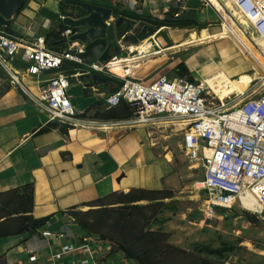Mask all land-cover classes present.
<instances>
[{"label": "crops", "instance_id": "1", "mask_svg": "<svg viewBox=\"0 0 264 264\" xmlns=\"http://www.w3.org/2000/svg\"><path fill=\"white\" fill-rule=\"evenodd\" d=\"M38 1L41 2L36 4ZM84 1L104 6L112 4L121 7L131 15L160 19L159 16L163 13L164 18L170 17L167 14L168 10H171L176 0H125L128 4L121 3L119 0ZM181 2L182 0L178 4ZM198 2L200 3L201 0H183L185 7L191 11L197 8ZM39 5L41 8L34 19L23 14L27 10L25 8L14 14L13 34L29 37L45 36L49 30L57 28L63 16L60 12V0H30L28 4L33 10L39 9ZM216 14L215 9L211 7L204 12L200 21L196 19V13L192 14L197 21L207 23L205 28L208 30V42L226 39L218 37L214 39L221 34L219 22L215 21ZM19 15L23 17V22L18 21ZM185 18L187 17L177 19ZM230 24L231 30L224 34L226 37H230L231 34L237 40V45L244 48L237 38L243 39L240 30L234 22ZM169 28L172 29L171 32L177 31L174 37H169L172 41H175L174 39L180 41V38L189 32L201 30L170 24V27L164 29L167 36L174 34L169 33L171 30ZM119 29V27L116 29L117 32ZM131 31L129 33H133ZM143 37L139 43H144L150 35ZM156 37L161 42L166 41L163 35ZM189 41L190 39L188 41L185 39L164 50L180 43L179 47L190 45ZM202 43L197 41L191 45ZM212 49H214L216 61L214 60L215 65L211 70L218 69L206 78V82L214 93L217 90L222 92L224 100L235 91L241 90L233 80L246 71L240 62H232L242 57L243 53L238 51L236 44L232 48L226 44L215 43ZM223 52L226 53V58H223ZM247 58L261 67L252 54L247 55ZM10 59L13 68L21 73V85L26 88V91L21 85L12 83L7 73L0 72V190L33 183V214L36 217L50 215L41 229L50 230L53 235L45 238L37 232L34 234L25 232L0 238V264H94V259L83 245L90 247L98 264H138L135 260L127 258L125 253L117 249L109 240L88 234L74 222L68 210L73 207L87 209V201L113 190H128L130 187L172 189L174 164L171 159L160 155L154 148L150 141L149 128L127 127L124 123H117L121 120L97 118L107 123L103 127H97L89 126L88 121L84 120L90 117L80 116L82 117L80 123L75 124L73 128L64 126L65 129H61L59 126L40 131L50 121L47 114L34 102V98L39 95L38 79L34 75L25 73L28 64L20 56L15 55ZM168 60L165 59L161 64H158L157 58L143 62L142 65L149 66L143 71L149 77L152 72L163 67ZM229 73L234 76L231 77ZM136 76L143 77L145 81H151L155 75L148 79L141 73ZM41 77H47V73ZM87 81L93 83L96 90L101 91L103 99L112 92V82L99 80L95 83L93 79ZM100 86H107L109 91L100 90ZM86 103L79 99L74 102V105L82 113L89 106ZM153 228H155L154 224Z\"/></svg>", "mask_w": 264, "mask_h": 264}, {"label": "built area", "instance_id": "2", "mask_svg": "<svg viewBox=\"0 0 264 264\" xmlns=\"http://www.w3.org/2000/svg\"><path fill=\"white\" fill-rule=\"evenodd\" d=\"M176 0L172 7H177L173 16L169 18L188 17L189 11L183 1ZM119 2L128 4L125 0ZM116 3V2H114ZM205 6H212L219 13L220 27L223 32L236 23L242 32L250 38L254 47L251 51L239 50L244 54H259L264 64V0H218V6L209 0H201ZM119 7V6H117ZM119 11H125L119 7ZM170 11V10H168ZM167 11V12H168ZM246 21L244 25L236 13ZM67 15L61 17L62 21ZM117 14L107 19V24L115 22ZM0 27V66L10 77V81L21 85V73L13 68L9 62L12 56H20L28 65L25 73L34 75L39 82V95L34 98L37 107L45 112L49 121L77 124L82 117L72 102L69 94L70 78L75 77L83 86L90 85L89 81L80 78L78 69L89 73L107 75L122 80V85L116 91L104 97V106L113 107L122 101L133 107V115L125 120L117 121L127 127H172L181 133L182 148L190 161L199 164L204 171L201 188L205 191L201 211L205 219H212L219 215L217 208L227 211L239 206L243 210L255 215L264 212V70L260 72L252 63V71L258 72L256 85L238 102L226 105L228 96L220 99L206 82V78L196 76L194 80L187 77L169 76L161 74L151 81L138 78L134 72L119 74L114 71L118 59L113 54L108 62L94 60L86 63L82 54L86 43L70 40L76 33L68 26L62 35L67 46L61 50H54L48 46L44 35L29 37L7 32ZM163 26L144 40H152L160 46L155 37ZM156 34V35H155ZM219 38H225L224 33ZM123 36L117 40L121 51L124 48ZM233 39V38H232ZM259 41H261L259 43ZM151 42V41H150ZM142 44V43H141ZM169 48V47H166ZM142 50V47L140 48ZM137 51H140L139 49ZM155 52V51H154ZM145 55L153 52L143 53ZM263 56V57H262ZM261 61V62H262ZM64 63L80 65L75 67L77 72L67 75L61 71L48 73L52 68H59ZM252 72V73H254ZM47 73V77L41 76ZM253 82V81H252ZM22 89L26 88L21 85ZM247 90V89H246ZM246 90L240 94H244ZM238 95V94H237ZM89 126H105L97 118H85ZM151 134V131L149 130ZM41 237H50L53 233L47 229H38ZM94 259L88 245H83Z\"/></svg>", "mask_w": 264, "mask_h": 264}, {"label": "rangeland", "instance_id": "3", "mask_svg": "<svg viewBox=\"0 0 264 264\" xmlns=\"http://www.w3.org/2000/svg\"><path fill=\"white\" fill-rule=\"evenodd\" d=\"M29 1L30 0L25 2V4L27 3L25 7V9L27 10L26 12H23V14L27 15L30 19H34L37 16V11L40 10L41 6L39 5V9L33 10L32 7L28 6ZM209 1H211L215 7L217 6V8H220L216 0ZM40 2L41 1H38L36 4H39ZM90 3L95 4L94 2ZM112 3L114 4V2ZM209 7L213 8L210 5L205 6L201 2H198L197 8H195L194 11L192 10L193 13H196V19L200 21L201 16L206 10L209 9ZM171 10L172 12H175V9ZM189 13L191 14V10L189 11ZM216 13L217 18H215V21H218L220 23L219 13L217 11ZM164 17V13L159 16L160 20H163ZM18 21L23 22V17L21 15H19ZM171 25L174 26L173 24ZM236 27L242 34V29L237 24ZM83 28L84 27H80L78 28V30H83ZM229 30H231V27L228 28V26L226 25L225 30L221 33L228 32ZM171 31L172 29L169 33L174 34L166 36L165 42L158 41L160 46L154 45L155 43L152 42V40H147L145 43L142 42V50L139 49L140 51H135L133 53L123 51L121 52L122 55H119V57L139 56L144 52H154L178 44L179 41H176L178 39L173 38L175 41L169 39V37L171 36L174 37L177 32ZM220 31H222L221 27L219 28V32ZM197 32L199 31H196V33ZM156 36H159V34H157ZM242 36L243 39H239V37L237 38L242 43L244 48H242L241 45L238 46V43H236L230 37H225V40H221L219 42H216L217 39L214 38L215 41H206L200 45H186L183 47L166 50L165 53L159 52L160 55L155 54V56L152 57H154L155 59L157 58V62H159L158 64L163 63L165 59L168 60L169 58V60L163 67L159 68L155 72H152L150 75L148 74L149 77L146 76V73L143 71L144 69H148L149 66H147V64L146 66L145 64L141 65V69L140 65H138L139 62H144V59L141 60L140 58H137L133 60L131 63H134V66L131 67V70L136 75L141 73L142 76H146L147 79L153 75H155L153 77L155 78L162 73L168 74L169 72H171L176 63L183 60L189 65V67L197 77L200 76L202 78H207L218 69L217 68L215 70H211V68L215 65L214 60L216 61L215 52L213 51L214 49H212V45H214L215 43H218L219 45L226 44L227 46L233 48L236 44L237 48L240 47L244 50H247L246 47H249L251 49L253 45L251 41L248 44L249 37H246L245 34H242ZM134 41L135 40H131V42ZM233 41L235 44L233 43ZM137 42L139 43V41ZM238 51H240L239 48ZM246 54L251 56V54L249 53ZM247 55L243 54L242 57H239L234 60V62H232H240L244 66V71L246 72L241 73V75H239V77L234 79L233 81L242 90H247L244 94H235L232 95L231 98H228V102L225 101L227 106H230L232 103L238 102L243 99L252 89V87L256 85L257 81L255 82L254 79H256L258 73L252 71V63L250 62L251 60L247 58ZM192 56L195 57L192 58ZM190 57L193 60L189 59ZM226 57V53L223 52V58ZM9 62L12 63V60L10 58ZM254 64L260 72H263L262 67H259L256 63ZM1 71L3 72L0 66V72ZM127 71L130 70L128 68H123V71L119 72L124 73ZM252 72H254V74ZM229 75L231 77L234 76L232 73H229ZM69 80L70 87L68 91L72 96L73 104L76 100L79 99L87 102V105H90L97 99H103L101 91L96 90L90 85H88L87 87L83 86V83H80L75 77H71ZM252 81L254 82L252 83ZM90 84L93 85V83L91 82ZM101 89L109 91V88H107V86H100V90ZM215 94L220 99H223V93L219 90H217ZM74 106L78 110L77 106ZM148 128L151 131L150 141L153 143L154 148L158 151V153H160V155L170 158L172 163L174 164V186L172 187V189L174 190L175 195L171 199L166 200V206L158 215L157 220L154 223V227L156 228L160 225L159 228H165L171 231V241L176 245L182 246L188 250H197L205 255H209L214 258H221L225 260L227 264H264V212L259 216L251 214L250 212L243 210L239 206H236L230 211L225 210L224 213H219L218 216L212 219H205L203 212L201 211L203 199L206 196L204 189L201 188L202 181L204 180L203 168L199 164L190 161L188 156L185 154V151L181 146V133L177 132L174 129V126L168 128ZM146 202L147 201H143L142 203ZM221 210L222 209L217 208V211ZM249 215H255L258 220L256 222L249 221ZM227 245H232V249L228 248ZM211 248L216 249L217 251L212 252Z\"/></svg>", "mask_w": 264, "mask_h": 264}, {"label": "trees", "instance_id": "4", "mask_svg": "<svg viewBox=\"0 0 264 264\" xmlns=\"http://www.w3.org/2000/svg\"><path fill=\"white\" fill-rule=\"evenodd\" d=\"M68 1L73 0H60V12L63 15L81 17L89 13L81 6ZM26 4L17 13L21 12L26 7ZM106 6H110L117 11L120 10L117 6ZM171 9H175V12L178 10L177 7H171ZM167 14L173 16L174 12L170 10ZM192 14L193 11L185 19H170L166 17L162 21L178 26H188V28L202 29L207 26V23L197 21ZM126 26V24L120 25L119 36L126 31ZM2 28L9 33H14L12 20ZM66 28H68V25L61 20L57 28H53L46 33L45 38L49 47L54 50L66 47V42L63 40L64 37L62 35ZM72 28L77 30L74 27ZM159 35H165V38L167 36L163 30L159 32ZM188 36L190 37L187 38ZM196 37V30H193L180 38L179 42L190 39L189 42L192 43ZM121 52V50H118L114 54L122 55ZM152 58L143 61L148 62L154 59ZM142 63H138L140 67ZM78 66L80 65H75V67ZM194 74L189 65L182 60L176 63L167 75L171 77H187L189 80H194ZM101 76L105 77L108 82H112V92L119 89L122 85L123 81L118 78L107 75ZM133 112V107L126 101L106 108L104 99H97L80 116L104 120H122L130 118ZM59 126L61 129H65L59 122L50 121L40 131H47ZM174 195V190L170 188L130 187L128 190H113L103 196L87 201V209L83 210L73 207L68 211L72 215L74 222L79 224L88 234L109 240L117 249L122 250L127 258L135 260L138 264H227L221 258H214L197 250H188L176 245L171 241V231L159 227L153 228L158 215L166 206V200L171 199ZM143 201L147 202L142 203ZM33 210V183L0 190V238L25 232L36 233L38 229L45 225L50 215L36 217L33 214ZM225 210L227 211V209L222 208L219 213H224ZM249 216V221L256 222L258 220L255 215ZM227 246L232 249V245ZM211 251L216 252L217 250L211 248Z\"/></svg>", "mask_w": 264, "mask_h": 264}, {"label": "water", "instance_id": "5", "mask_svg": "<svg viewBox=\"0 0 264 264\" xmlns=\"http://www.w3.org/2000/svg\"><path fill=\"white\" fill-rule=\"evenodd\" d=\"M25 2L26 0H0V27L8 25L14 14L24 6ZM68 2L79 5L89 12L87 15L77 18L67 15L63 20L66 25L77 29V32L70 36V40H79L86 43L85 52L82 54L83 60L86 63H90L94 60H99L101 62L110 61L112 55L120 50L117 40L122 36L124 43H137V41L143 39L142 37L144 35H152L163 26L170 27L168 22L160 19L131 15L125 11H117L110 6L93 4L86 1L73 0ZM112 14H117L118 18L115 22L108 25L106 21ZM122 24L127 25L126 31L119 36V30L117 32L116 29ZM80 27H84L83 30H78ZM130 31L133 33H129ZM217 37L218 36H215L214 38ZM131 40L135 41L131 42ZM155 54L160 55V53H154L139 58L145 60L155 56ZM57 71H61L67 75L77 72L75 66L70 63H64L61 67L52 68L47 72L51 73ZM78 71L80 73V78L83 80L93 79L95 83L99 80L108 82L105 77L97 73L91 74L84 69H78ZM59 123L66 128H73L75 126L71 123Z\"/></svg>", "mask_w": 264, "mask_h": 264}, {"label": "bare ground", "instance_id": "6", "mask_svg": "<svg viewBox=\"0 0 264 264\" xmlns=\"http://www.w3.org/2000/svg\"><path fill=\"white\" fill-rule=\"evenodd\" d=\"M217 1V3H218V0H216ZM219 7H221V6H219ZM235 13V12H234ZM236 15H237V17H239L240 18V20H241V22L244 24V25H246L247 23H246V21L242 18V17H240L239 16V14L238 13H236ZM229 32V31H228ZM225 33V32H224ZM242 34H244V33H242ZM225 35V34H224ZM217 36H219V35H217ZM231 38H233V40L236 42L237 40L235 39V37H233L231 34L229 35ZM225 37H226V35H225ZM247 37V36H246ZM213 38V37H212ZM160 39H162L161 37H160ZM163 40V39H162ZM208 40V30L206 29V28H203V29H201L199 32H197V37H196V39L192 42V43H195V42H197V41H199V42H205V41H207ZM164 41V40H163ZM160 42H161V40H160ZM261 41H259V43H260ZM192 43H190V45L192 44ZM237 43V42H236ZM250 43V38H249V40H248V44ZM181 45V43L179 44V45H177V46H175V47H179ZM262 46L264 47V44L262 43ZM142 47V44L141 43H124V48L126 49V50H128V52H130V53H133V52H135V51H137L138 49H140ZM175 47H171L170 49H172V48H175ZM165 51L166 50H164V49H161V50H158V51H155V52H153V53H159V52H162V53H165ZM251 51H254L255 52V50H254V47L252 46V48H251ZM144 55L143 54H141V55H139V57H143ZM138 56H134V57H132V56H129V57H122V58H119L118 59V63H116L115 65V67H113V69H114V71L115 72H117V73H119V74H123V72L122 73H120L119 71H123V68H128L130 71L129 72H132V70H131V67H132V65H134V63H131L133 60H135V59H137V58H139ZM252 57L254 58V60H256V62H258L260 65H261V67L263 68V70H264V64H263V61H262V58L260 57V55L259 54H252ZM263 57V56H262ZM264 58V57H263ZM262 61V62H261ZM130 66V67H129ZM256 73H258V72H256ZM258 75H259V73H258ZM255 80V79H254ZM254 82V81H253ZM252 82V83H253ZM251 83V84H252ZM247 86V85H246ZM245 88V87H244ZM248 88V87H247ZM246 90V89H245ZM245 90H242L241 89V91H235L234 93H237V94H240V93H242V92H244ZM233 93V94H234ZM231 96V95H230ZM224 101H225V99H224ZM80 123V122H79Z\"/></svg>", "mask_w": 264, "mask_h": 264}, {"label": "clouds", "instance_id": "7", "mask_svg": "<svg viewBox=\"0 0 264 264\" xmlns=\"http://www.w3.org/2000/svg\"><path fill=\"white\" fill-rule=\"evenodd\" d=\"M162 30H164V29H162ZM77 31V30H76ZM123 52V51H122ZM127 52V51H126ZM71 64V63H70ZM73 65V64H72ZM75 66V65H74Z\"/></svg>", "mask_w": 264, "mask_h": 264}]
</instances>
